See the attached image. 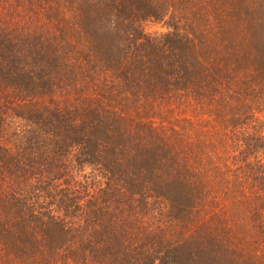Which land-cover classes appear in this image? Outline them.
<instances>
[{
	"label": "trees",
	"instance_id": "1",
	"mask_svg": "<svg viewBox=\"0 0 264 264\" xmlns=\"http://www.w3.org/2000/svg\"><path fill=\"white\" fill-rule=\"evenodd\" d=\"M0 264H264V0H0Z\"/></svg>",
	"mask_w": 264,
	"mask_h": 264
},
{
	"label": "rangeland",
	"instance_id": "2",
	"mask_svg": "<svg viewBox=\"0 0 264 264\" xmlns=\"http://www.w3.org/2000/svg\"><path fill=\"white\" fill-rule=\"evenodd\" d=\"M148 30H149L150 32H152V33H154V32H159V33H161V32L166 31V30H165V27H163L162 25H156V24H152V25H150V26L148 27Z\"/></svg>",
	"mask_w": 264,
	"mask_h": 264
}]
</instances>
